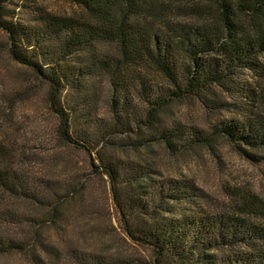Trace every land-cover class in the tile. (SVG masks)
<instances>
[{
	"label": "trees",
	"instance_id": "16d2710c",
	"mask_svg": "<svg viewBox=\"0 0 264 264\" xmlns=\"http://www.w3.org/2000/svg\"><path fill=\"white\" fill-rule=\"evenodd\" d=\"M12 1L0 0V16ZM68 1L82 14L37 11L32 24L0 25L11 57L48 85L61 139L107 177L121 232L147 250L150 264H264V198L237 191L215 203L193 181L117 152L158 143L177 153L221 137L257 160L246 146L264 147V0H186L195 22L173 18L161 0ZM187 98L213 109L233 105L235 116L204 128L169 120L166 108ZM76 187L0 166V189L43 211L13 217L19 233L0 226V255L26 252L31 264H142L141 256L42 231L62 218Z\"/></svg>",
	"mask_w": 264,
	"mask_h": 264
},
{
	"label": "rangeland",
	"instance_id": "374dc122",
	"mask_svg": "<svg viewBox=\"0 0 264 264\" xmlns=\"http://www.w3.org/2000/svg\"><path fill=\"white\" fill-rule=\"evenodd\" d=\"M160 3L166 4L177 20H200L196 14L186 12L189 6L186 0H161ZM1 7L8 16L1 15L0 21L25 24L33 23L32 17L37 11L82 14L80 8L68 0H14ZM12 14L14 16L10 17ZM9 44L8 32L0 25V166L6 165L28 177L77 183V191L70 192L67 197L69 201L62 218L55 224L42 227L51 238L57 236L62 237V241H77L87 249L103 253L122 251L134 254L144 257L142 264H150L147 250L121 232L107 177L90 167L86 152L61 139L58 114L51 106L48 85L36 78L29 67L11 57ZM63 97L60 98L62 104L66 101ZM228 101L237 102L232 98ZM234 109L233 105H228L227 109L208 108L193 98H187L169 105L164 114L169 120L185 126L204 128L219 119L235 116ZM246 149L254 153L257 160L247 158L234 143L221 137L177 153L158 143L136 150L122 147L117 152L124 158L151 164L164 176L191 180L208 192V198L219 203L237 191L254 192L264 198V147L246 146ZM42 214L43 211L29 201L0 189V226L8 233L23 231V225L15 224L13 217H39ZM0 264L31 262L26 252L13 251L0 255Z\"/></svg>",
	"mask_w": 264,
	"mask_h": 264
}]
</instances>
